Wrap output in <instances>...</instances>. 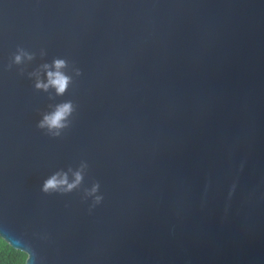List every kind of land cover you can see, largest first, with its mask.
<instances>
[{"label": "water", "instance_id": "95a60500", "mask_svg": "<svg viewBox=\"0 0 264 264\" xmlns=\"http://www.w3.org/2000/svg\"><path fill=\"white\" fill-rule=\"evenodd\" d=\"M0 233L33 264H264V0H0Z\"/></svg>", "mask_w": 264, "mask_h": 264}, {"label": "clouds", "instance_id": "9594fccd", "mask_svg": "<svg viewBox=\"0 0 264 264\" xmlns=\"http://www.w3.org/2000/svg\"><path fill=\"white\" fill-rule=\"evenodd\" d=\"M34 57L21 50L15 57L14 63L20 64L24 60H32ZM46 77V82L41 81L38 76L35 82V88L37 90L48 91L49 88L55 90L56 95H63L69 84L71 83V77L65 74L63 69L67 67V64L62 59H56L52 65L44 64L41 66ZM79 75V72L76 73ZM36 75V74H32ZM73 105L71 102H65L57 105L53 111L45 114L39 121L37 127L40 129H46L47 132L53 137L59 136L61 131L68 126V117L73 112ZM86 165H81V169L74 172L73 179L69 182L68 174L65 172H57L49 177L43 184L42 191L49 192H70L79 186L83 179L82 171ZM98 185H93L88 195H94L98 190ZM101 197L96 196V202L100 201ZM0 243L7 245L16 253L23 257L22 264H33L31 254L22 247L19 241L9 238L7 235L0 233Z\"/></svg>", "mask_w": 264, "mask_h": 264}, {"label": "trees", "instance_id": "16d2710c", "mask_svg": "<svg viewBox=\"0 0 264 264\" xmlns=\"http://www.w3.org/2000/svg\"><path fill=\"white\" fill-rule=\"evenodd\" d=\"M22 260L23 257L20 254L0 243V264H22Z\"/></svg>", "mask_w": 264, "mask_h": 264}]
</instances>
